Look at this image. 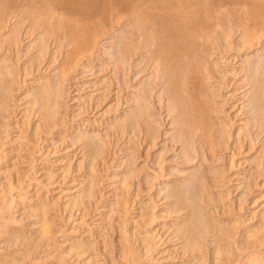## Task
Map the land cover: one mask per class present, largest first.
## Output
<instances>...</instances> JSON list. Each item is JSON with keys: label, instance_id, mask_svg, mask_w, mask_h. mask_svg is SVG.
<instances>
[{"label": "bare ground", "instance_id": "bare-ground-1", "mask_svg": "<svg viewBox=\"0 0 264 264\" xmlns=\"http://www.w3.org/2000/svg\"><path fill=\"white\" fill-rule=\"evenodd\" d=\"M164 1L160 3V6H157L161 7L162 11L166 10L165 14L161 13V16L158 12L153 16L150 14L147 21L145 19L147 15H143L144 19L139 15H134L135 20L131 25L134 31L128 36L127 47L120 58L128 65L126 66L127 71L126 68L123 70V73L127 72V75L124 74L126 76L123 77L120 74L122 78L119 76V79L113 71L115 73H120V71L117 72L116 69L111 68L110 58L106 61L105 56L106 54L114 55L111 54L113 52L118 53L117 48L120 45L111 40L116 33L110 35L109 38L104 36L103 31L106 26L100 23L102 21L95 24V19L93 27L87 32L84 31L85 26L82 28L79 26L81 19L76 17L77 19H70L75 21L74 24L71 25V23V27L68 25L69 27L63 31L61 28L64 26L62 25L70 20L56 16L53 24L56 22L59 26L56 29L58 30L56 32L57 43L52 41L48 50V46H45L46 52L40 50L44 46L37 50L34 47L39 44L38 39L41 37L38 36H45L44 32L36 37L34 33V35L27 34L25 30L26 32L22 31L21 37L23 38L20 45L18 44L21 46V51H17L12 48L15 38L13 40L11 36L14 35L16 27H14L15 30L11 27L8 28V22L4 20L7 16L3 18L4 13L0 16V84L7 79L3 77L5 73L8 76L9 68L15 65L17 72L21 73L17 74L19 79L16 81L18 85L16 87L18 89L26 84L29 86L27 95L31 97L28 98L25 95L15 99V103L21 101L18 113L20 117L18 123L12 128L16 130L17 134L11 136L8 143L9 145L15 144L16 147L13 149L14 151L0 150V157H4L6 154L13 155L14 160L11 162V166L9 165L10 173L15 166H18L17 163H23L26 156L31 157L32 155H36L38 165L46 163L51 167L49 169L45 167L47 165L42 164L38 168L33 166L30 161L32 167L28 166L26 169L18 171L15 169L17 173H11V175L8 173L9 175L4 174L0 177V223L14 219L29 221L26 227L28 235L25 233L23 237L34 243L38 242L37 248L39 244L42 245L41 251H37L42 255L39 254L35 258L44 259V256H49V254L44 255L50 245L47 246L45 241L49 238L52 228L55 234L58 231L59 233L63 232L61 241L57 245L63 250L61 253L59 252L57 259L64 257L67 261L69 260L68 264H134L131 262L133 260H131L129 248L123 243L124 240L131 239H134L136 243L140 259H148L149 264H229V262L231 264H264V10L261 9L258 13L249 11L243 15L244 18L240 19L236 16L238 12L234 13L236 7L240 8V5L255 7V5L242 0H229L230 2L227 1L222 5H215L214 8H231L230 15L232 17L230 16L231 19L225 21L229 31L225 33L222 32L223 26L216 18L218 11L212 10L213 6L208 3L197 4V0ZM138 8L140 7L138 6L137 10H139ZM151 11L150 13H152ZM135 12L130 13L134 14ZM139 13L142 14L143 11ZM45 17H43V21H45ZM86 18L85 21H90L89 17ZM158 19L163 20V23ZM45 22L43 23L46 28L53 25L51 20ZM117 34L120 32L118 31ZM118 37L115 35V38ZM63 39L65 40L64 49L61 48L63 45L60 47L57 45ZM15 48L18 47L15 46ZM67 51H70V54H67ZM116 56L118 55L116 54ZM112 60L114 61V59L110 61L112 62ZM10 73L12 74V72ZM9 81L11 82V80ZM128 84L129 86H127ZM157 84L160 86L166 84L168 92L165 104L161 105L162 102L157 98V102L154 101L155 104H152L155 111L151 116L157 127V133L152 134L148 130H139L133 138L127 134L130 132L128 131L124 137L122 136L123 139L118 144L119 146H115L122 154L117 158L119 160L116 161L117 156L113 155L105 161L100 154L96 153L104 160V163L96 164L95 147L93 148L92 144L104 147L108 142L107 138L114 134L115 128L126 124L129 118L135 117L136 114L139 115L135 112V100L140 98L138 100L143 101L142 98L149 89L155 93L158 90ZM58 87L62 88V91L56 94V96L60 94L61 99H59L62 100L60 105L59 102L56 104L51 92V89ZM0 90L2 91V89ZM8 92L6 93L8 94ZM51 96L53 97L51 98ZM36 98L43 101L42 107L38 102L37 106L40 107L38 111L31 108V103ZM144 101L146 102V99ZM55 105H59L60 110L53 113L57 117H52L51 108H56ZM13 106L15 105L13 104ZM144 107L146 106L144 105ZM11 108L13 109V107ZM0 111L2 112V110ZM170 111H176L173 117L170 116ZM9 112H4V114H9ZM91 112L94 113L90 117L94 118H83ZM6 116L0 114V123L9 119L10 116L8 118ZM139 117L142 116L139 115ZM28 119L31 121L26 123ZM75 120L78 121L77 129L72 130L70 127L69 134L65 130L63 133L58 132L60 128L67 130V123H73ZM24 123H26V127L23 128ZM130 125L132 124L127 126ZM173 125L176 126L173 128ZM10 127L7 123L1 126L4 132ZM127 129L130 130L129 127ZM131 129L135 130L133 126ZM118 130L119 128H117L119 133L124 129ZM172 137L180 143L172 148L174 156H176L175 159L181 160L180 163L188 177L186 181L178 179V184L169 180L171 179L169 172L165 173L162 167L159 165L156 167L154 164V160L161 157L165 147H168L166 144L169 138ZM80 138L89 143L84 140V146L80 145L81 143L77 144L76 141ZM115 138L117 139L116 136ZM191 138L197 143L196 148H192L193 150L195 148L194 153L189 148V144L193 141ZM144 147H146L144 156H148V154L146 155L148 151L158 150L157 156L154 152L149 155L151 163L145 166L147 175L143 185H147V187L141 188L136 185L132 188L134 191L130 200H122V191L126 190L123 189V186H125V182L127 183L128 178L124 180L123 173L126 169L124 171L121 169V162L124 158H127L125 161L133 160L134 156L139 154V149H144ZM100 151L103 150L100 149ZM12 152L14 153L11 154ZM59 152L61 155H70L52 161L51 159L56 157ZM224 160L228 162L226 168L224 169L223 166L218 168V163ZM105 165L107 172L101 177V180L94 181L98 166ZM208 165H210L209 168L206 167ZM132 170L128 171L131 173ZM207 170H211L218 176L224 171H236L226 177V182L222 179L214 184V190L217 192L216 201L220 202L219 200L223 199L222 196L231 193L229 190L234 194L230 207L223 205L216 220L208 219L209 221L213 220L211 222L213 225L211 224L210 227L202 224L201 217L195 218L198 215L196 212L195 215L193 210L188 211L183 206H176V201L161 194L162 191L176 192L180 183L190 187L194 196L199 194L203 185H206ZM29 173L35 176L32 177V180ZM157 179H160V182H156ZM24 181L37 186L33 188L34 192L29 193L30 196H27V193L22 190L25 186ZM22 182L24 186L21 188ZM230 182L232 184H227V190H223L225 187L223 185ZM94 186H99L100 190L94 191ZM41 194L44 202L38 200ZM94 194L96 202L94 200L92 206L90 199H94L92 197ZM48 196L50 199L45 201ZM142 196L148 197L141 201ZM209 198L211 199V197ZM207 204L209 212H217V209L209 207ZM21 205L23 206L21 207ZM196 207H198L197 204L193 208ZM49 209L53 213L52 216H46V211L48 212ZM28 212L32 215L30 218L27 217ZM236 212L241 215L238 216V214L237 218H233ZM244 214L246 216H242ZM12 215H15V218ZM203 216L205 215L203 214ZM55 222L57 223L55 224ZM239 223H245L247 226L236 238L235 236L231 237L233 234L230 232ZM183 224L186 226L181 231L180 227ZM128 225V229L122 228ZM121 229H123L124 235L114 237L113 234L118 233ZM216 229L225 231L227 236L224 240L218 236L216 231L217 235L213 236L214 240L212 239L211 242L219 243L222 240V243L217 244L219 246H213L214 248L211 247V242L206 240L205 236V239L201 240L197 235L200 230L204 234H211ZM108 232L112 234L109 235L110 239H107L109 242L106 240L108 250L111 254L115 252L113 256L111 255L110 260L104 255L106 245L100 246L101 243L99 244L102 238L106 239L104 234H108ZM228 233L231 236H228ZM3 241L0 243V248L5 250L10 243ZM215 242L214 244H216ZM30 247L24 249L21 247L22 255L27 254L24 258L29 256ZM34 247L33 249L36 250L37 248ZM48 251L50 252V250ZM37 252L34 254H38ZM1 255L0 261L5 258ZM3 255L5 254L3 253ZM8 255L6 254V257ZM55 256V254H50L51 258ZM21 258L17 260H23ZM26 260L23 261L26 262ZM28 260L27 262H29ZM7 262L8 259L5 264ZM9 262L11 264L12 261L9 260ZM19 263L23 264L22 261Z\"/></svg>", "mask_w": 264, "mask_h": 264}, {"label": "rangeland", "instance_id": "rangeland-1", "mask_svg": "<svg viewBox=\"0 0 264 264\" xmlns=\"http://www.w3.org/2000/svg\"><path fill=\"white\" fill-rule=\"evenodd\" d=\"M14 1L15 0H0V16H2L3 15V13H4V16H3V18L4 17H6L4 20H7V22H8V24H7V22H6V24H7V26H8V28H14V27H16V30H15V28H14V35H11L12 36V38H13V40H14V38H15V41H13L12 42V44L14 43V47H12V45H11V47L12 48H14V49H16L17 51H21V46H18V44L20 45V41L22 40V38L23 37H21L22 36V31H24V32H26L27 31V34H32V35H34V36H38V35H40L41 34V32L43 33V35L45 34V36H38V37H41V38H39L38 39V41H39V44H36L35 45V49H37L38 50V48H40L41 46L43 47V48H40V50H42V51H45L46 52V47H47V50H48V48H50L49 46L51 45V43H53L52 41H54L55 43H57V37H56V32L58 31V30H56L57 28H59V26L56 24V22H55V24H53V21H55L56 20V18L57 17H59V16H61L63 19H65V20H68V18H69V20L70 19H72V20H74L76 17L78 18L79 17V20L81 19V21L79 22V26L82 28V27H84L83 29H84V31H87V32H89L90 30H91V28L93 27V22L95 21V19H96V21L94 22L95 24L97 23V22H100V21H102V22H100L101 24H103L104 26H106L105 27V30L103 31L104 32V36L106 37V38H109V37H111L110 35H113L114 33H116V34H114L113 35V39H111V40H113L115 43H118L120 46L117 48V52L118 53H111V54H114V55H110L109 54V56L106 54V56H105V58H106V61H108L109 60V58H110V60L111 59H114V61L112 60V62L109 60V64L110 65H112V67L111 68H114V69H116V71L118 72V71H120V73L118 72V73H115V71H113L114 72V75L116 76V77H118V79L121 77L122 78V76L121 75H123V77L124 76H126L127 75V72H125V73H123V70L125 69L126 71H127V67L126 66H128L126 63H125V61L123 62L120 58H121V54L123 53V51H125V49H126V44H127V38H128V36L131 34V33H133V28H132V22L134 23V20H135V17H134V15H136V16H138L139 15V17L141 18V17H143V15L144 16H146V18L145 17H143V19L145 18L147 21L149 20V15L150 14H152V16L156 13L157 14V12L160 14V16L162 15L161 13H164L165 14V12H166V10L164 11V9H163V11H162V8L161 7H157L158 5L160 6V3H162V2H165L164 0L162 1V0H16L15 1V3H14ZM19 1V2H18ZM71 1V2H70ZM158 1H159V3H158ZM168 1H170V0H166V2H168ZM172 1V0H171ZM209 1V2H208ZM227 1H229V0H197L196 1V3L198 4H200V3H202V2H205L206 4L208 3V5H210V6H213V8H212V10H217L218 11V13L216 14V18L217 19H219V22H220V24H221V26H223V29H222V32H225V33H228V26H227V23L225 22L227 19H231V17H232V15H230V13H231V8L230 7H227V8H225V7H218V8H214L215 7V5H218V4H224L225 2H227ZM230 1H241V0H230ZM229 1V2H230ZM242 1H246V2H249L250 4H253V5H255V7H253V6H250V5H240L239 7L240 8H238V7H236V9H234L235 11H234V13L235 14H237V12H238V14L236 15L237 16V18H239L240 17V19L241 18H244V14H247V13H249V11L250 12H254V13H258V11H261V9H263L264 10V7H263V5H264V0H242ZM140 2H142V3H140ZM144 2V3H143ZM147 2V3H146ZM155 2H156V4H155ZM8 5H7V4ZM46 5H45V4ZM129 3V4H128ZM146 3V4H145ZM215 3V4H214ZM217 3V4H216ZM3 4V5H2ZM42 4V5H41ZM150 4V5H149ZM10 5V6H9ZM38 5V6H37ZM142 5H144V6H142ZM154 5H156V6H154ZM3 6V7H2ZM135 6V7H134ZM140 7V8H138L139 10H137V7ZM146 6V7H145ZM13 7V8H12ZM37 7V8H36ZM142 7V8H141ZM242 7H243V9H242ZM245 7V8H244ZM12 8V9H11ZM31 8V9H30ZM135 8V9H134ZM145 8V9H144ZM149 8H152V9H150L149 10ZM155 8V9H154ZM160 9V10H158V9ZM35 9V10H34ZM39 9V10H38ZM109 9V10H108ZM133 9V10H132ZM148 9V10H147ZM156 10V12H154V10ZM219 9V10H218ZM227 9V10H226ZM125 10V11H124ZM137 10V11H136ZM151 10H153V11H151ZM158 10V11H157ZM214 10V11H215ZM42 11V12H41ZM54 11V12H53ZM136 11V12H135ZM140 11H143V13L142 14H140L139 12ZM146 11V12H145ZM150 11L152 12V13H150ZM161 11V12H160ZM220 11V12H219ZM46 12V13H45ZM130 12H135L134 14H131ZM228 13H229V15H228ZM47 14V15H46ZM54 14V15H53ZM69 15V16H68ZM218 15H219V17H218ZM13 16V17H12ZM46 16V17H45ZM57 16V17H56ZM152 16H150V17H152ZM231 16V17H230ZM43 17H45V21H47V20H51L52 21V23L51 24H53V25H50L48 28H46L45 27V21H43ZM84 17V18H83ZM88 18V19H90V21L89 20H87V21H85L84 19L85 18ZM124 17V18H123ZM53 18V19H52ZM76 18V19H77ZM86 18V19H87ZM119 20H118V19ZM138 18V17H137ZM47 19V20H46ZM94 19V20H93ZM117 19V21L115 22V20ZM64 20V21H65ZM72 20H70V21H66L67 23H64L62 26H64V28H61L63 31H65L66 30V28L67 27H69L70 26V24L71 25H73L74 24V22L75 21H72ZM158 20H160V19H158ZM13 21V22H12ZM25 21V22H24ZM125 21V22H124ZM43 22H45V23H43ZM84 22V23H83ZM115 22V23H114ZM160 22L161 23H163V20H160ZM222 22V23H221ZM83 23V24H82ZM88 23H90V24H88ZM116 23H118L117 25H116ZM82 24V25H81ZM92 24V25H91ZM94 24V25H95ZM107 24V25H106ZM122 24V25H121ZM57 25V26H56ZM69 25V26H68ZM52 26V27H51ZM88 27V29H87V27ZM90 26V27H89ZM71 27V26H70ZM121 27V28H120ZM117 28H119V29H117ZM26 30V31H25ZM125 30V31H124ZM29 31V32H28ZM118 31L120 32V34H122L123 33V35H120V34H117L118 33ZM122 32V33H121ZM34 33V34H33ZM26 34V35H27ZM42 35V34H41ZM115 35H116V37H118V36H121V37H118V38H115ZM118 35V36H117ZM19 36V37H18ZM18 38V39H17ZM48 40H47V39ZM20 39V40H19ZM56 39V40H55ZM115 39H118L117 41L115 40ZM19 40V41H18ZM48 41V42H46V41ZM51 40V41H50ZM60 40V39H59ZM106 40H110V39H106ZM124 42H123V41ZM16 41H17V43H16ZM37 41V42H38ZM41 41V42H40ZM121 41V42H120ZM19 42V43H18ZM36 42V43H37ZM16 43V44H15ZM40 43H42V44H40ZM50 43V44H49ZM61 44V45H60ZM118 44H117V46H118ZM123 44V45H122ZM125 44V45H124ZM5 45V44H4ZM4 45H3V47H4ZM57 45H59V47L60 46H62L61 48L62 49H64L65 47H64V45H65V40L63 39V40H61V41H59L58 42V44ZM15 46L16 47H18V48H15ZM39 46V47H38ZM46 46V47H45ZM125 47V48H124ZM44 48H45V50H44ZM124 48V49H123ZM16 50H13V51H16ZM122 50V51H121ZM44 52V53H45ZM68 53L67 54H70V51H67ZM116 54L118 55V56H116ZM120 54V55H119ZM45 56V55H44ZM112 56V57H111ZM113 56H114V58H113ZM116 58H118V59H116ZM108 59V60H107ZM119 60V61H118ZM23 62V61H22ZM22 62H20V63H22ZM115 62V63H114ZM122 62V63H121ZM118 63H119V65L121 66V68H120V66L118 65ZM125 63V64H124ZM115 64V65H114ZM117 64V65H116ZM114 65V66H113ZM123 66V67H122ZM118 69H117V68ZM19 68V67H18ZM113 69V70H114ZM120 69V70H119ZM12 70V71H11ZM122 71V72H121ZM147 71H149V70H147ZM146 71V72H147ZM8 72V71H7ZM10 72H12V74L10 73ZM16 73V74H15ZM123 73V74H122ZM10 74V75H9ZM17 74H21V73H18L17 72V69L15 68V65L13 66V67H10L9 68V72H8V76H7V73H5V76H3V77H6V78H4V79H6L5 81L7 82H5L4 81V83H1L2 85L4 84V87H5V89H3L4 87H2V85L0 84V89H2V91L0 92L1 94H0V110H2V112L0 111V114L2 113V115L4 116H6L7 118H8V116H10L9 117V119H7V120H4V122L2 121L1 123H0V139H1V141H0V145H1V147H0V150H3V151H14L13 149H15V147H16V145L15 144H12V145H9V143H8V141H9V138L11 137V136H15L14 134H17V133H15L16 132V130L15 129H12L13 128V126L15 125V124H17L18 123V118L20 117V115L18 114L19 112H20V108H21V101L20 102H16L15 103V99L16 98H20V96H21V98L22 97H24L25 95H27L28 94V88H29V86H27L26 84H25V86H23V87H20V88H18L17 89V87L16 86H18L17 84H16V81L19 79V75H17ZM39 74H43V73H39ZM121 74V75H120ZM124 74H126V75H124ZM9 76H10V78H9ZM17 76V77H16ZM120 76V77H119ZM33 77H37V76H33ZM9 80H11V82L13 81V83H11ZM9 82V83H8ZM28 82V81H27ZM5 84H7V85H5ZM8 84H10V85H8ZM15 84V85H14ZM158 85V84H157ZM14 86V87H13ZM127 86H129V84L127 85ZM165 86H167L166 84L164 85H161L160 86V84L157 86L158 87V90L154 93V91H151V89H149L148 91H147V93L145 94V99H146V102L144 101L145 99H144V97L142 98V100L143 101H139L140 100V98H138V99H136L135 100V109H136V113H139V115L140 116H142V117H139V115L138 114H136V116L135 117H132V118H129V120L126 122V124L127 125H129V124H132V125H130V126H127L126 124H122V125H120V126H118L117 128H119V130L118 131H120V130H122V128L124 129L122 132L120 131L119 133L117 132V128H115L114 129V134H116V135H111V136H109L108 138H109V140H108V138H107V144L104 146V147H106V148H104V147H100L99 145H97V144H95V143H93L92 144V147L94 148H98V150L100 151V149L101 150H103V151H100V152H103V153H100L98 150H96L95 148H94V151H95V155H96V153H98V154H100V156L101 157H103L104 158V160L106 161V159H110L111 157H113V155L116 157H114L115 159H116V161L117 160H119V159H117V158H119V157H121L122 156V154H121V152H119L118 151V144H120L121 142L120 141H122V139H123V137L125 136V133H127L128 131H130V132H128L127 134L128 135H130V137H135L136 135H137V133H138V131L139 130H143V131H149V132H151L152 134H156L157 133V127H156V125L154 124V120H153V117L151 116L152 114H153V112L155 111V109H153L154 108V106H152V104L154 105L155 103H154V101L155 102H157V99H159L161 102H162V104L161 105H163V104H165L166 103V98H168V92L166 91V87ZM8 87V88H7ZM13 87V88H12ZM157 87H156V89H157ZM12 89V90H11ZM155 89V90H156ZM4 90V91H3ZM52 91V95L54 96V100L56 101V104L58 103L59 105H60V102H62V100H60L61 98H60V94H58V96H56V94L57 93H60V91H62V88H57V89H51ZM55 90H57V91H55ZM7 91H9L8 92V94L6 93ZM12 91V92H11ZM59 91V92H58ZM163 93H161V92ZM11 92V93H10ZM54 92H55V94H54ZM152 92V93H151ZM25 93V94H24ZM62 93V92H61ZM158 93V94H157ZM5 94V95H4ZM151 96H150V95ZM153 95V96H152ZM156 95V96H155ZM159 97H158V96ZM162 95V96H161ZM28 96V98H31L29 95H27ZM53 96H51V98L53 97ZM56 96V97H55ZM147 96V97H146ZM57 97H58V99H57ZM151 97V98H150ZM60 98V99H59ZM147 98H149L148 100H147ZM157 98V99H156ZM161 98V99H160ZM58 100H60V101H58ZM158 100V101H159ZM35 101H37V102H35ZM35 102V103H34ZM38 102H39V105L42 107V104H43V101L41 100V99H39V98H36V99H34V101H32V103H31V105L33 106H31V108L34 110V108H35V111H38V110H40L39 108L40 107H38L37 105H38ZM147 102H149V103H147ZM152 102V103H151ZM18 103V104H17ZM34 103V104H33ZM142 103V104H141ZM144 103V104H143ZM3 104V105H2ZM13 104L15 105V106H13ZM139 104H141V105H139ZM147 104V105H146ZM34 105H36L37 107H38V109H37V107H35ZM59 105H55L56 106V108H51V110L53 111H51L52 112V117L54 116V117H57V116H55V114L53 115V113H54V111L56 112V111H59L60 110V108L58 107ZM144 105L146 106V107H144ZM151 105V106H150ZM142 106V107H141ZM11 107H13V109L11 108ZM58 107V108H57ZM140 107V108H139ZM152 107V108H151ZM4 108V109H3ZM11 108V109H10ZM8 110V111H5V110ZM138 109V110H137ZM3 110H4V112H9V110H10V112H9V114H7V113H5L4 114V112H3ZM61 110H64V109H61ZM175 112L176 111H170V116H174V114H175ZM10 113H12V115H10ZM57 113V112H56ZM94 112H91V113H88V116L86 115V116H84L83 118L84 119H86V118H89V119H92V118H94L93 116L92 117H90L91 116V114H93ZM146 118V119H145ZM134 119H138L137 121H139L138 123H137V121L136 120H134ZM29 120V121H28ZM27 121H26V123H28V122H30L31 121V119H28ZM132 120V121H131ZM147 121V122H146ZM14 122V123H13ZM131 122H133V123H135V124H133V123H131ZM153 122V123H152ZM5 123H7V124H9L11 127L9 128V130H7V131H5L4 132V130L1 128V126L3 125V124H5ZM26 123H24V125L25 126H23V128L24 127H26ZM149 123V124H148ZM138 124V125H137ZM147 124V125H146ZM137 125V126H136ZM140 125V126H139ZM78 127V121L77 120H75L73 123H67V130L66 129H59V131L58 132H64V130H65V132L66 133H68L69 134V129H70V127H72L71 129L72 130H74V129H77V127ZM125 126V127H124ZM132 126H133V128L135 129H133L134 131H132ZM135 126V127H134ZM153 126V127H152ZM176 125H173V128L175 127ZM129 127L130 128V130H128L127 128ZM142 127V128H141ZM155 127V128H154ZM121 128V129H120ZM125 128H126V131H125ZM141 128V129H140ZM149 128V129H148ZM151 128H153V129H151ZM146 129V130H145ZM156 129V130H155ZM3 130V131H2ZM62 130V131H61ZM13 131V132H12ZM116 131V132H115ZM125 131V132H124ZM134 133H132V132ZM154 131H155V133H154ZM123 133V134H122ZM119 134V135H118ZM126 134V135H127ZM134 135V136H133ZM115 136L117 137V139L115 138ZM123 136V137H122ZM111 137V138H110ZM114 138V140H113V138ZM121 138V139H120ZM173 138V139H172ZM172 138H169V140H168V142H167V146L168 147H165V150H164V153H162V155H160L161 157H157L155 160H154V164H155V166L156 165H159V167H162L163 168V170L165 171V173H170V178L171 179H169L171 182H175V183H177L178 182V179H180V180H187L188 179V177L185 175V169H184V167H183V165L180 163V159H175V157L176 156H174V151H172L173 149V147L175 146V145H177V144H180L179 143V141L176 139V138H174V137H172ZM116 139V140H115ZM120 139V140H119ZM81 140V141H80ZM85 139H83V138H80V139H78L77 141H76V143L77 144H80V145H83V141H84ZM191 140H193L192 138H191ZM190 140V141H191ZM111 141V142H110ZM1 142H2V144H1ZM85 142H87L86 140H85ZM87 143H89V142H87ZM115 143V144H114ZM117 143V144H116ZM109 144H112L111 146L109 145ZM190 144H193L192 146L190 145ZM189 144V148H190V150H191V152L192 153H194V150H195V148H196V145H197V143H196V141L195 140H193V141H191V143ZM14 146V147H13ZM65 147H67V145H64ZM63 146V147H64ZM84 146V145H83ZM109 146V147H108ZM115 146H117V147H115ZM62 147V146H61ZM61 147H60V149H61ZM193 147H195L194 148V150L192 149ZM100 148V149H99ZM146 147H144V149L143 148H140L139 149V154L136 156H134L135 158H133V160H131V161H129V160H126L127 161V163H126V161H125V159H127V158H124L122 161L123 162H121V169L124 171L125 169V173H123V176H124V180H126L127 178H128V180H127V183L125 182V186H123V189L125 190L124 192L122 191V200H130V198H131V195H132V193H133V187H136V185H138L137 187H139V186H141V188L142 187H147V185L145 186V185H143L144 183H145V181L146 180H144L145 179V176L147 175V171H146V165L149 163H151L150 162V154H152L153 152H154V154H155V156H157V152H158V150H156V151H153V152H151V151H148L147 153H146V155L148 154V156H144L143 154H144V152H145V149ZM12 149V150H11ZM114 149V150H113ZM167 150V151H166ZM97 151V152H96ZM115 152V153H114ZM143 152V153H142ZM14 152H12L11 154H13ZM60 154V155H59ZM59 154H57L56 155V157H54V158H52L51 160L53 161V160H55V159H57V158H62V156H69L70 154H67V155H61V152H59ZM98 154L96 155V158L97 159H95L96 160V164H102V163H104V160H102L103 158H100L99 156H98ZM104 155V156H103ZM24 156H26V155H24ZM33 156V157H32ZM31 157L30 156H26V159L25 160H23V163H17L16 165H18V166H15V168L14 169H12V174L13 173H17L16 171H15V169L18 171L19 169H26L28 166L30 167H32V165L33 166H37L38 168L39 167H41L42 166V164H45V165H47L46 163H42V164H39L38 165V163L36 162V155H32ZM22 157H23V155H22ZM29 158V159H28ZM99 158V159H98ZM174 158V159H173ZM2 159H4V160H2ZM33 159V160H32ZM101 159V160H100ZM9 160V161H8ZM14 160V158H13V155H4V157L3 156H1L0 157V174H2V175H0V177L1 176H4V174L5 175H9L8 173H10V171L9 170H11V162ZM35 160V161H34ZM100 160V161H99ZM30 161H32L31 162V164H30ZM128 161H129V163H128ZM125 162V163H124ZM179 162V163H178ZM10 163V164H9ZM124 163V164H123ZM144 163V164H143ZM146 163V164H145ZM172 165H171V164ZM178 163V164H177ZM190 163V162H189ZM192 163V162H191ZM227 161L226 160H224V161H221V163L219 162L218 164V168L219 167H221V166H223V168L225 169L226 168V166H227ZM20 164V165H19ZM22 164V165H21ZM176 164V165H175ZM181 164V165H180ZM226 164V165H225ZM6 165V166H5ZM10 165V166H9ZM13 165V164H12ZM141 165V166H140ZM178 165V166H177ZM5 166V167H4ZM9 166V167H8ZM21 166V167H20ZM126 166V167H125ZM165 166V167H164ZM167 166V167H166ZM17 167V168H16ZM46 168L48 167L49 169H51V167H49V165H47V166H45ZM100 166H98V172H97V174H95L94 175V181L96 180V181H99V180H101V177L107 172V169L105 168L106 167V165L105 166H102V167H100ZM134 167V169L132 170V168ZM156 167H158V166H156ZM179 167V168H178ZM207 168H209L210 167V165H208V166H206ZM124 168V169H123ZM102 169V170H101ZM105 169V170H104ZM167 169H170L169 171H166ZM8 170V171H7ZM131 171L132 170V172L130 173L129 171ZM135 170V171H134ZM6 171V172H5ZM129 173H128V172ZM176 171V172H175ZM235 170H233V171H230V172H226V171H224L221 175H217V174H214V173H212V171L210 170V171H208L207 170V172H206V177H207V180H205V183H206V185H203V187H202V189L200 190L201 192H198L199 194H196L195 196H198V197H195L194 196V194L192 193V191H191V189H190V187H188V186H184L183 185V183L181 184L180 183V185H179V187H177V188H179L176 192H171V191H162V196H167L170 200H172V201H176V206L178 205V207H180V206H183L185 209H187L188 211H192L193 210V212H194V214L196 215V213L198 214L197 216H195V218L196 217H198V218H200L201 219V222H202V224H205V225H208L209 227L211 226V224L213 225V223H211L213 220H216V218L219 216V214H220V209H221V207L223 206V205H227V206H229L230 207V205H231V199L233 198V194L234 193H232V191L231 190H229L231 193H229V194H225L224 196H222L223 197V199H221V200H219L220 202H218V201H216L217 200V198L215 197L216 196V194H217V192H215V190H214V184L215 183H218V181L219 180H222V181H227V179H226V177H228V175L230 174V173H232V172H234ZM5 172V173H4ZM126 172H127V174H126ZM178 172V173H177ZM236 172V171H235ZM11 173H10V175H11ZM133 173V174H132ZM164 173V174H165ZM99 174V175H98ZM125 174V175H124ZM177 174V175H176ZM128 175V176H127ZM130 176V177H129ZM218 178H217V177ZM29 177L31 178V180H32V177H35L34 176V174L33 175H30V173H29ZM179 177V178H178ZM225 177V178H224ZM215 179H217V180H215ZM160 182V179H157L156 180V182ZM208 182V183H207ZM24 183H25V186H24ZM24 183L22 182V185H21V188L24 186V188H22V190H23V192H26L27 193V196H30L29 195V193H32V192H34V187L36 188L37 186H35L33 183H31V184H28V182H25L24 181ZM147 183V182H146ZM27 184V185H26ZM131 184V185H130ZM178 184V183H177ZM229 184H232L231 182L230 183H226V184H224L223 186H225V187H223V190H227V188H228V185ZM31 185V186H30ZM128 185H129V187H128ZM135 185V186H134ZM181 185H183V186H181ZM29 186V187H28ZM176 186H178V185H176ZM131 187V188H130ZM181 187V188H180ZM205 187V188H204ZM128 188V189H127ZM204 188V189H203ZM33 190V191H32ZM100 189H99V186H94V191H99ZM126 192V193H125ZM148 192V191H147ZM161 192V191H160ZM130 193V194H129ZM201 193V194H200ZM126 194V195H125ZM164 194V195H163ZM223 194H224V192H223ZM125 196V197H124ZM94 199H90L91 200V202H92V200H93V203H91L90 202V205H94V200L96 199L95 197V194L92 196ZM146 197H148V196H142L141 197V201L142 200H144ZM209 197H211V199L209 198ZM199 198V199H198ZM209 198V199H208ZM215 198V199H214ZM235 198V197H234ZM50 199V196H48L46 199H45V201H48ZM182 201H181V200ZM184 199V200H183ZM187 199V200H186ZM38 200L40 201V202H44L43 201V196H42V194L41 195H39V197H38ZM179 200V202H177ZM199 200V201H198ZM209 202H208V201ZM213 202H211V201ZM180 201L182 202L181 204H180ZM195 201H197L196 203H195ZM216 201V202H215ZM95 202H96V200H95ZM129 202V201H128ZM227 202H228V204H227ZM98 203V202H97ZM96 203V204H97ZM179 203V204H178ZM208 203V204H207ZM211 203H212V205H211ZM230 203V204H229ZM95 204V205H96ZM195 204H197V206L198 207H196L195 209L193 208L194 207V205ZM198 204H200V205H198ZM206 204L209 206V207H214L215 209H217L216 211L217 212H215L214 213V211L213 212H209V210H208V208H207V206H206ZM92 205V206H93ZM192 205V206H191ZM211 205V206H210ZM220 205V206H219ZM23 205H21V207H22ZM55 206V205H54ZM54 206H52L53 207V209H54ZM91 207V206H90ZM205 208V209H204ZM50 211V212H49ZM133 211V210H132ZM199 211V212H198ZM207 211V212H206ZM196 212V213H195ZM204 212V213H203ZM205 212H206V214H205ZM48 213V214H47ZM209 213H211V214H209ZM52 212H51V209H49L48 210V212L46 211V216H52ZM203 214L205 215V216H203ZM208 214H209V216H208ZM239 214V215H238ZM202 215V216H201ZM240 216L241 215V213H238V212H236L235 213V215H233V218H237L238 216ZM13 216V215H12ZM32 215H31V213L30 212H28L27 213V217L28 218H30ZM211 216V217H210ZM242 216H246V214H244V215H242ZM14 218H15V215L13 216ZM204 218V219H203ZM210 218H212L211 219V221H209L210 220ZM231 218H232V216H231ZM203 219V220H202ZM205 219H207V220H205ZM209 219V220H208ZM193 220H195L194 219V217H193ZM21 221V222H20ZM29 221H27V220H16V219H14V220H7V221H5V222H2V223H0V224H2L1 226H0V243H2V241L4 240L5 242L7 241H9V243L12 245H10V244H8V248L7 249H5V250H3L2 248H0V255L1 256H5V258L4 259H1V261H0V264H5L6 263V260L8 259V262H9V260L10 261H12L11 262V264H22V263H19V262H23V264H51L52 262L54 263V264H56V262H57V264H68V261H67V259L66 258H64V257H59V259H57V257H58V254H59V252L61 253L62 252V248H60V247H57V245H58V243L61 241V235L63 234V232L62 231H60V233H59V231H58V233L56 232V234H55V232L54 231H52V228H51V231H50V233H49V238L45 241V244H47V246H48V250H50V252L47 250L46 251V253H44V255H47V254H49V256H44V259L43 258H39L38 259V257L37 258H35L37 255L39 256V254H41L40 252H37V251H41L40 249H41V244H39L38 245V248H37V243L38 242H32V241H30L28 238H25V237H23L24 236V234L26 233V235H28V232H27V225L29 224L28 223ZM9 223V224H8ZM13 223V224H12ZM19 223V224H18ZM57 222H55V224H56ZM5 225V226H4ZM186 225L185 224H183V225H181V227H180V230L182 231V229H183V227H185ZM245 226H247V225H245V223H242V224H238V226L235 228V229H233L230 233L231 234H233V236H231V235H229V233H228V236H231V237H234L235 236V238L241 233V231H242V229L245 227ZM18 228V229H17ZM122 228H129V225L128 226H126V227H122ZM2 229V230H1ZM4 229V230H3ZM26 229V230H25ZM208 230H209V228H207ZM218 229V228H217ZM215 230L214 232H215V234H214V232H212L210 235L209 234H204V232L203 231H199L198 233H197V235L199 236V239H203L204 238V236L206 237V240H208L209 242H211L212 241V239L214 240V238H213V236L214 235H217V232H218V236L219 237H221V238H223L224 240H226L225 239V237L227 236V234H226V232L225 231H223V230ZM207 230V231H208ZM234 230H236V231H234ZM240 230V231H239ZM120 231V232H119ZM118 231V233H114L113 234V236L115 237H118V236H120V235H124L123 234V229H121V230H119ZM217 231V232H216ZM223 232V233H222ZM234 232V233H233ZM53 233V234H52ZM199 233H201V234H199ZM12 234V235H11ZM53 235V236H52ZM106 235V236H105ZM112 235V234H110V232H108V234L106 233V234H104V238H106V239H103L102 238V241H100L99 242V244H100V246L102 245H106L105 246V250L106 251H104L105 252V257L106 258H108L109 260H110V258H112V256L114 255V253L115 252H112V254L109 252V250H108V243H107V241L109 242V240H107V239H110V236ZM201 235H203V237H201ZM207 235V236H206ZM209 235V236H208ZM53 237V239H51L52 237ZM59 236V237H58ZM212 236V237H211ZM51 237V238H50ZM59 239H58V238ZM103 237V236H102ZM4 238V239H3ZM28 239V240H27ZM117 239V238H116ZM205 239V238H204ZM48 240H53L52 242L51 241H48ZM107 240V241H106ZM133 240V241H132ZM233 240V239H232ZM231 240V241H232ZM3 241V242H4ZM106 243H105V242ZM13 244H12V243ZM31 242H32V248L30 247L31 246ZM129 242V243H128ZM215 242V241H214ZM214 242H211L210 244H211V247H215V246H219L220 245V243H222V240L218 243V242H215L216 244H214ZM24 243V244H23ZM123 243L127 246V248H129V250H130V252H131V260H133V261H131L132 263H134V264H144L145 262V264H149V262H148V259H144V258H142V259H140V257L138 256L139 254H138V250H137V248H136V243L134 242V239H131V240H129V241H126V240H124L123 241ZM127 243V244H126ZM35 244V245H34ZM53 244V245H52ZM130 244V245H129ZM217 244H219V245H217ZM14 245V246H13ZM52 245V246H51ZM9 246H11V247H9ZM24 246V247H23ZM36 247L37 249L35 250V249H33V247ZM47 246H45V248L47 249ZM134 246V247H133ZM21 247H22V249H24L25 247H30L31 249H29V253L31 254V259H30V254H29V256L28 257H25L24 258V256H27V254L26 255H22V252H20V251H22V249H21ZM34 247V248H35ZM213 247V248H214ZM51 248V249H50ZM133 249V250H132ZM18 250V251H17ZM59 250V251H58ZM135 250V251H134ZM33 252V253H32ZM38 253V254H34V253ZM108 252H109V254H108ZM135 252V253H134ZM3 253L5 254V255H3ZM13 253V254H12ZM28 253V252H27ZM6 254L8 255L7 257H6ZM34 254V255H33ZM50 254H52V255H56L54 258H51L50 257ZM136 254H137V256H136ZM21 255L23 256L22 258H23V260L25 259H29L28 261L29 262H27V260H26V262H24L23 260H21V261H19V260H17V259H19V258H21ZM42 255V254H41ZM112 255V256H111ZM15 258H14V257ZM108 256V257H107ZM134 256V257H133ZM11 257H13L14 258V261H13V258H11ZM43 257V256H42ZM49 257V258H48ZM139 257V258H138ZM7 258V259H6ZM9 258H11V259H9ZM21 258V259H22ZM46 258V259H45ZM60 258H62L63 260H61ZM6 259V260H5ZM33 259V260H32ZM36 259V260H35ZM136 259H138V260H136ZM144 259V260H143ZM219 260L221 259V258H218ZM17 260V261H16ZM32 260V261H31ZM67 261V262H65V261ZM136 262H135V261ZM5 261V262H4ZM17 263H16V262ZM19 261V262H18ZM31 261V262H30ZM37 261V262H36ZM55 261V262H54ZM61 261V262H60ZM138 261V262H137ZM140 261V262H139ZM2 262V263H1ZM7 262V264H9ZM143 262V263H142ZM229 264H231L230 262H229Z\"/></svg>", "mask_w": 264, "mask_h": 264}]
</instances>
